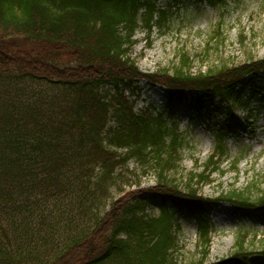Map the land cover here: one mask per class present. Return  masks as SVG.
Here are the masks:
<instances>
[{
  "label": "trees",
  "instance_id": "1",
  "mask_svg": "<svg viewBox=\"0 0 264 264\" xmlns=\"http://www.w3.org/2000/svg\"><path fill=\"white\" fill-rule=\"evenodd\" d=\"M168 21L158 0H0V264H178L183 210L198 229L189 264H207L213 204L228 202L241 218L264 212V190L233 186L205 200L226 144L221 139L202 170L182 174L185 138L176 122L137 113L125 95L145 79L168 89L169 109L184 102L211 120L224 107L228 122L255 101L264 106L260 92L242 90L264 71V59L195 71V57L182 50L172 65L142 73L136 32L151 36ZM216 39L218 52L220 30ZM149 175L148 196L128 190ZM155 199L161 207L152 216ZM251 260L264 262V244L248 248L240 233L226 261Z\"/></svg>",
  "mask_w": 264,
  "mask_h": 264
},
{
  "label": "rangeland",
  "instance_id": "2",
  "mask_svg": "<svg viewBox=\"0 0 264 264\" xmlns=\"http://www.w3.org/2000/svg\"><path fill=\"white\" fill-rule=\"evenodd\" d=\"M158 4L169 12L168 30L154 29L148 36L141 29L135 36L138 43L133 58L143 73L150 74L159 67L172 65L182 50L195 57V71L213 68L225 61L237 64L264 59V0H226L225 4L214 8L201 0H158ZM218 30L225 37V44L217 52L215 47L219 39L212 41L211 38ZM241 35L247 38L244 45L240 42ZM208 44L212 50L206 58ZM245 83L247 86L242 90L247 96L255 91L264 95V72L254 83L249 80ZM132 85L131 89L125 90V95L133 102L135 111L164 115L169 122H176L179 133L185 138L180 173L188 175L196 169L202 170L221 139L226 144L228 155L221 165L222 174L216 173L214 182L204 187V199H215L222 190L230 191L233 186L242 191L250 188L253 193L264 190V106L261 102L255 101L247 109L238 110L224 128L227 121L225 108L210 120L196 116L187 103L169 109L167 88L159 84L139 80ZM236 162L237 166H234ZM129 169L137 172V165L131 163ZM154 185L155 178L149 175L142 179L140 188L128 190L148 191ZM120 195L117 190H112L113 198ZM153 202L154 208L148 211L152 216L157 215L161 207L160 199ZM211 215L213 233L207 264H223L234 251L241 232L246 234L248 248L255 246L258 250L264 244V213L246 216L244 223L241 217L235 216L231 205L219 203L212 208ZM179 225L175 259L178 264H189L197 255L196 221L183 210ZM257 254L255 257L259 259ZM251 264L264 262L251 260Z\"/></svg>",
  "mask_w": 264,
  "mask_h": 264
}]
</instances>
